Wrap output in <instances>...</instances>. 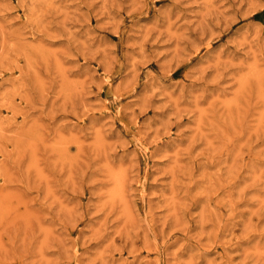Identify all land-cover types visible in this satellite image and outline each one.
Segmentation results:
<instances>
[{
  "label": "rangeland",
  "instance_id": "obj_1",
  "mask_svg": "<svg viewBox=\"0 0 264 264\" xmlns=\"http://www.w3.org/2000/svg\"><path fill=\"white\" fill-rule=\"evenodd\" d=\"M0 264H264V0H0Z\"/></svg>",
  "mask_w": 264,
  "mask_h": 264
}]
</instances>
